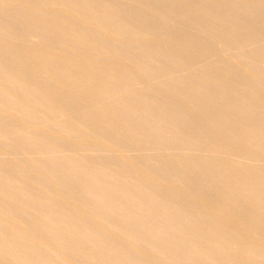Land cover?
Masks as SVG:
<instances>
[{"label": "bare ground", "instance_id": "obj_1", "mask_svg": "<svg viewBox=\"0 0 264 264\" xmlns=\"http://www.w3.org/2000/svg\"><path fill=\"white\" fill-rule=\"evenodd\" d=\"M0 264H264V0H0Z\"/></svg>", "mask_w": 264, "mask_h": 264}]
</instances>
